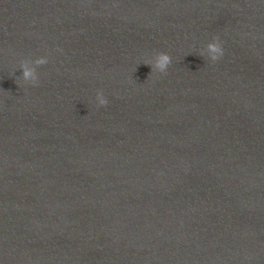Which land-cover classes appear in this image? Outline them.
Instances as JSON below:
<instances>
[{
	"label": "water",
	"instance_id": "water-1",
	"mask_svg": "<svg viewBox=\"0 0 264 264\" xmlns=\"http://www.w3.org/2000/svg\"><path fill=\"white\" fill-rule=\"evenodd\" d=\"M0 264H264V0H0Z\"/></svg>",
	"mask_w": 264,
	"mask_h": 264
},
{
	"label": "clouds",
	"instance_id": "clouds-1",
	"mask_svg": "<svg viewBox=\"0 0 264 264\" xmlns=\"http://www.w3.org/2000/svg\"><path fill=\"white\" fill-rule=\"evenodd\" d=\"M210 61H216L223 55V49L219 41L214 37L206 44L202 51ZM47 63L46 57H39L35 61H22L20 63L23 69V81L35 85L38 82V77L33 65L39 66ZM171 63V58L166 53H158L151 61V68L159 73H165ZM96 103L98 106H105L107 100L103 93L98 91L96 94Z\"/></svg>",
	"mask_w": 264,
	"mask_h": 264
}]
</instances>
